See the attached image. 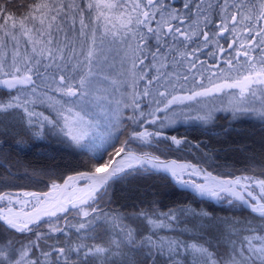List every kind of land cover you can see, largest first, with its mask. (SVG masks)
I'll list each match as a JSON object with an SVG mask.
<instances>
[{
  "label": "snow or ice",
  "instance_id": "obj_1",
  "mask_svg": "<svg viewBox=\"0 0 264 264\" xmlns=\"http://www.w3.org/2000/svg\"><path fill=\"white\" fill-rule=\"evenodd\" d=\"M106 40L124 50L120 82L102 76ZM0 87L9 90L0 99V124L19 110L22 126L37 138L50 125L71 144L88 147L96 128L88 98L108 105L111 127L128 133L121 140L124 132L109 131L96 163L62 185L52 183L49 192H0V264H264V235L258 234L264 233V179H225L165 158L187 141L166 136L163 129L176 121L159 115L184 101L238 89L233 117L264 121V0H180L179 6L175 0H0ZM46 102L55 118L36 111ZM197 119L207 122L211 114ZM151 174L167 175L200 197H230L228 204L239 202L260 222L179 205L165 211L157 201L130 213L106 210L115 182ZM186 217L192 229H178ZM164 230L173 234L161 235Z\"/></svg>",
  "mask_w": 264,
  "mask_h": 264
},
{
  "label": "trees",
  "instance_id": "obj_2",
  "mask_svg": "<svg viewBox=\"0 0 264 264\" xmlns=\"http://www.w3.org/2000/svg\"><path fill=\"white\" fill-rule=\"evenodd\" d=\"M179 3L180 0H175L176 6H179ZM6 6L12 7L11 5ZM206 58L207 62L213 63V58ZM4 91L1 92L0 98H7L9 90ZM11 92L13 95L15 94V90H11ZM43 110L44 113L48 112L46 109ZM50 114L53 116L51 111ZM209 125L205 128L183 126L173 129L171 127L172 134L184 138L187 143L180 149L174 148L165 158L194 163L201 161L202 163L197 164L227 178L239 173L251 175L248 177H257L259 173L264 172V121L257 122L256 119L250 117L231 120L228 116L219 114ZM148 127L151 129L150 131H154L153 126ZM0 128L8 130L6 134L0 133V160H3L5 164L4 166L0 163V192L19 188L20 190L45 192L52 183H58L62 177L64 179L61 182L70 174L88 171L91 164L96 163L94 157L97 152L89 149L80 150L79 146L70 144L64 137L55 136L61 139L60 143L54 138H50L46 128L43 137L37 138L22 126V119L15 121L13 118L3 121ZM164 132L170 134L168 130ZM160 148L166 150L165 144L161 143ZM144 150L150 151L151 148ZM15 157L21 161L24 158L35 167L28 166L30 172L22 170L20 175H12L11 171L16 173L14 168L10 167L11 163H15ZM259 176L264 177V175ZM105 199L109 201L106 210L111 208L122 213L134 212L137 210V206L146 208L152 201H157L161 210L165 211L179 205L197 211H205L213 216L228 220L248 221L253 224L260 222V218L256 214L239 202L230 205L227 200L215 203L209 199H200L191 191L174 184L164 174L134 175L115 182ZM185 219L189 221L187 224L178 223L176 227L178 229L187 227L191 230L193 227L191 217ZM126 223L132 224L131 221H126ZM132 226L136 225L132 224ZM237 227L240 225L238 224ZM165 231L168 232V235L173 234L168 230L161 231L160 234L165 235ZM250 234L242 231L240 235ZM258 234L264 235V233ZM191 235L192 232L189 231L182 239H189ZM231 239L238 243L235 235ZM49 242L51 243V241ZM85 242L92 243V241ZM96 242L99 243V241Z\"/></svg>",
  "mask_w": 264,
  "mask_h": 264
},
{
  "label": "rangeland",
  "instance_id": "obj_3",
  "mask_svg": "<svg viewBox=\"0 0 264 264\" xmlns=\"http://www.w3.org/2000/svg\"><path fill=\"white\" fill-rule=\"evenodd\" d=\"M98 35H99V33H98ZM221 43H223V42H221ZM201 59L207 60V58L204 56H202ZM207 63L211 64L209 62H207ZM126 66L127 65L125 63V55H124L123 48L118 44H113V43H110L109 41L106 40L105 44L103 45L102 55L100 57V67L103 69L102 76H108V77H110V79L112 81L120 82L123 79L121 74L124 73ZM220 67L223 68L225 66L223 64H221ZM213 71H215V69H213ZM218 75H219V73H218ZM232 76H237V72H233ZM216 82H220V81H216ZM205 85L209 86L207 84V81H205ZM117 86L119 87V85H117ZM100 87L101 88H107V89H109V91L112 90L111 85L109 83H103L100 85ZM190 87H191L190 84L185 85V90H187ZM4 90H6V89H4L3 87H0V95H1L2 91L5 92ZM161 90H163V89H161ZM119 91L123 92L124 88L119 87ZM102 94L103 93H98V95H102ZM177 94H186V92H178ZM49 95H53V94L50 92ZM114 98H118V94ZM0 99H3V98H0ZM109 99H113V97H109ZM50 103L51 102H46L44 104H37L36 110L39 112H43L44 111L43 109H46V111H48V112H46L47 114L43 112L45 115H51L50 114V111H51L53 113L54 118H55V114L53 112L52 107L50 106ZM84 103H85L86 110L90 114V118H92L96 124V128L93 130V135H94L95 139L93 140L92 143H90L88 145V147H86V148L80 147L78 149L83 150V151L85 149H89V150H93L95 152L102 150L101 149V143L105 138H107V134L109 131L114 132V134L117 136L120 135V132H124V135L120 136L121 140L127 137L128 133L125 129L121 128L119 131H116L115 129H113L111 127L112 117L107 111V108L109 107L108 105L98 106L97 103L91 98L86 99ZM238 103H239L238 89H225L221 93H214L213 95L208 96V97H198L196 100L184 101L183 103L173 105L172 108L167 113H159V115H161V116H170L173 119H175V121H176L174 124H171V126L163 129V131H166V130L169 131V130H171V127H173V129H177L178 127H183V126H185V127H191L192 126V127H197V128L204 127L205 128L206 126H210L209 124L211 123V121L214 119V117H216L219 114L226 115L231 120L232 119L237 120V119H241L244 117H250V118L256 119L257 122H262L259 118L255 117L252 114H248L246 116H241L239 118H234L233 113H232V107ZM251 103L255 104L254 101H251ZM245 106H247V105H245ZM256 106H258V104ZM113 107H114V105H113ZM173 113H175V116H173ZM129 114L130 113L128 112V110H124L125 116H127ZM208 114H211V119L208 120L207 122L197 119V117H199V116H206ZM13 118H15V121H18V119H22V113L19 110L11 112V113H9L3 117V121H9L10 119H13ZM145 127H148V125H145ZM152 128L154 131L159 130L157 128V126H155V125H153ZM46 129H48V133L50 135V138H54L56 141L61 143V139L58 137H55V136L63 137L62 134H59L55 129H52V127L50 125L46 126ZM149 130H151V129L149 128ZM21 135L25 136L26 134H21ZM175 136H177V138H179V136L177 134ZM86 143H88V142L86 141ZM104 147H107V145H104ZM133 147H135V145H133ZM153 150L154 149H151L150 151H153ZM110 151H111V149H110ZM146 151H149V150H146ZM80 153H82V152H80ZM6 155H8V152H6ZM182 161H184V160H182ZM0 163L5 166L3 160H0ZM197 163H202V162L199 161ZM28 166L35 167V166H32V164H30L24 158H23V161H21L20 159L15 157V163H11L10 167L14 168L16 173H13L11 171L10 174H12L14 176H18V175H20L19 173L22 170H26V172L27 171L30 172V169L28 168ZM259 175H264V172L259 173ZM259 175L257 177L254 176L255 179H257V178L264 179V177L259 176ZM234 176L236 178V177H240V176H251V175H245V174L239 173L238 175H234ZM63 179H64V177H62L60 180H58V183H62L61 181ZM196 179H197V182L203 183L202 179H198V178H196ZM261 179H257V180H261ZM242 183H248V182L242 181ZM16 191H20V188L19 189H10V190H7L6 192H16ZM255 191L258 192L259 189H255ZM229 198L230 197L225 196V198L222 200H216V199H215L216 201H214L212 199H210V200L214 201L215 203H219V202H224V201L228 200ZM164 234L168 235V232L165 231Z\"/></svg>",
  "mask_w": 264,
  "mask_h": 264
},
{
  "label": "bare ground",
  "instance_id": "obj_4",
  "mask_svg": "<svg viewBox=\"0 0 264 264\" xmlns=\"http://www.w3.org/2000/svg\"><path fill=\"white\" fill-rule=\"evenodd\" d=\"M165 133V135L166 136H168V135H170L169 133H167V132H164ZM174 160H176V159H174ZM177 161H180V162H187V161H182V160H177ZM82 172V171H81ZM76 173H73V174H70L69 176H71V175H75ZM215 175H217V174H215ZM217 176H219V175H217ZM219 177H223V176H219ZM223 178H227V177H223ZM198 179H202V178H198ZM197 180V179H196ZM64 183V181L62 182V183H58V184H63ZM199 183V182H198ZM177 185V184H176ZM179 187H181V188H183L182 186H180V185H178ZM51 188V187H50ZM50 188L47 190V191H45V192H49L50 191ZM187 190H189V189H187ZM21 192L22 191H27V192H37V193H45V192H39V191H35V190H20ZM69 192L71 191V189H69L68 190ZM200 198V197H199ZM203 199V198H202Z\"/></svg>",
  "mask_w": 264,
  "mask_h": 264
},
{
  "label": "water",
  "instance_id": "obj_5",
  "mask_svg": "<svg viewBox=\"0 0 264 264\" xmlns=\"http://www.w3.org/2000/svg\"><path fill=\"white\" fill-rule=\"evenodd\" d=\"M178 162H180V161H178ZM181 163H186V162H181ZM193 164H195V163H193ZM199 165V164H198ZM200 166V165H199ZM201 167V166H200ZM201 168H204V169H206L208 172H211L214 176H217V175H215V173H213L212 171H210V170H208L206 167H201ZM196 178H200V177H196ZM235 177H228V178H225V179H234ZM189 191H191L192 193H194L198 198L200 197V196H198L195 192H193L191 189H189ZM16 192H21V191H16ZM200 198H203V199H212V198H208V197H200ZM212 200H214V201H216L215 199H212ZM244 206V205H243ZM245 207V206H244ZM246 208V207H245ZM250 211V210H249Z\"/></svg>",
  "mask_w": 264,
  "mask_h": 264
}]
</instances>
